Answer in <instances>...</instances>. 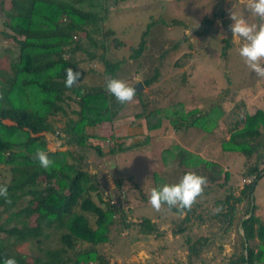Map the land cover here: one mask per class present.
<instances>
[{"label": "trees", "instance_id": "16d2710c", "mask_svg": "<svg viewBox=\"0 0 264 264\" xmlns=\"http://www.w3.org/2000/svg\"><path fill=\"white\" fill-rule=\"evenodd\" d=\"M122 1L125 0H0L3 27L0 29V56H8V67H0V166L8 167L10 172L9 183L5 184L10 202L0 197V264L5 257H14L17 264H104L95 247L108 240L110 226L115 216L122 213L123 203L119 196L111 200L101 195V183L96 175L84 169L82 153L69 149L63 153L49 151L45 134L60 137L55 133V124L64 118L65 126L60 131L67 137L66 143L84 151L86 141L94 139L85 132L86 127L114 123L127 104L119 103L106 91V78H117L121 61L110 58L109 41L114 33L105 30L104 23L111 10ZM206 21L210 25V20L206 18ZM151 25L152 22L137 46L131 48V58L137 59L145 50V37ZM119 47L121 43L116 44V48ZM97 49L100 52H96ZM87 63L101 66L100 70L89 67L87 72L100 74L104 78L102 84L89 83L84 78L81 66ZM67 68L81 73L72 88L64 84ZM157 80L158 73L142 84L149 87ZM135 96L142 107L136 117L145 118L149 132L161 126L162 118L169 119L175 131L192 127L212 131L205 126V117L211 112L202 115L192 110L187 114L168 115L165 108H148L141 92H136ZM223 96L226 98L227 94ZM71 103L80 107L78 112L71 111L77 116L75 120L67 113ZM5 120L12 124H5ZM241 123L242 127L238 128ZM234 126L235 129L229 130L230 137L221 141L222 151L244 155L249 164L242 176L247 180L252 177L243 184L238 197L229 194L232 187L227 183V171L181 148L173 150L172 166L176 165L177 178L171 184L178 183L187 172L207 178L203 194L186 213L212 199L220 209L227 206L224 216L230 219L234 205L246 200L248 207L244 217L249 212L250 216L239 221L243 232L240 236L242 252L229 262L262 264L264 221L255 215L254 204L251 208V197L264 174V168L261 169L264 109L247 113ZM89 147L98 157L104 156L99 143ZM38 149L47 151L54 161L49 169L42 168L34 159ZM109 153L113 155L117 150L110 149ZM171 154L172 151L166 150L163 156L166 162ZM119 184L121 180L117 181ZM163 184L159 181L153 188ZM171 211L180 215L176 208ZM148 228L147 232L155 229L152 225ZM180 229L175 233H181ZM53 233L59 234V246L55 248L49 246ZM201 241L198 239L197 243ZM20 244L33 252L30 262L26 252L15 249L14 246ZM41 244H45L41 252H34ZM80 246L83 249H79Z\"/></svg>", "mask_w": 264, "mask_h": 264}, {"label": "rangeland", "instance_id": "374dc122", "mask_svg": "<svg viewBox=\"0 0 264 264\" xmlns=\"http://www.w3.org/2000/svg\"><path fill=\"white\" fill-rule=\"evenodd\" d=\"M230 10L244 16L250 24L259 22L245 9L242 0H125L111 10L104 23V29L114 33L109 41L110 58L121 61L117 79L134 87L158 73L156 82L139 91L148 108H165L168 115L192 110L202 115L211 112L205 117V126L212 128L211 132L201 127L175 131L167 118L161 119L157 130L149 132L145 118L136 117L142 107L135 96L114 123L86 127L85 132L94 139L86 141L84 151L66 143L67 137L60 131L65 126L64 118L55 124V133L60 137L45 134L49 151L63 153L69 149L82 153L84 169L96 175L101 183V195L111 200L119 196L123 203L122 213L115 216L110 226L108 240L95 247L104 264H230L231 257L242 252L239 221L248 207L246 200L234 205L230 219L224 216L227 206L220 209L212 199L183 215L164 205L157 212L149 203L155 184L159 181L171 184L177 178L176 165L172 166L175 148L227 171V183L232 187L229 194L234 198L240 195L243 184L252 179L242 176L249 164L246 157L223 152L221 147V141L230 137L229 130L235 129L236 121L257 108L264 109V78L256 76L240 57L238 50L243 41L232 38ZM151 22L145 50L137 59L131 58V48L137 46ZM119 43L122 47L116 48ZM7 57V54L0 56L1 68L8 67ZM87 64L81 66L84 78L102 84L104 78L100 74L87 72L89 67L100 70L101 66ZM72 110L80 111L79 105L71 103L67 108L68 116L75 120L77 116L71 114ZM4 123L12 124L8 120ZM241 127L242 123L238 125ZM261 135L264 137V127ZM96 143L102 147V158L89 147ZM110 149H116L117 153L110 154ZM166 150L172 151L168 162L163 158ZM9 180L8 167L0 166V185L8 184ZM118 180L122 185H117ZM252 197L255 215L264 221V174ZM151 225L155 229L147 232ZM178 228H182L181 233H175ZM58 235L52 234L51 248L59 246ZM198 239H202L200 244ZM44 246L38 245L34 252L40 253ZM14 247L26 252L28 262L31 261L33 252L27 246Z\"/></svg>", "mask_w": 264, "mask_h": 264}, {"label": "clouds", "instance_id": "9594fccd", "mask_svg": "<svg viewBox=\"0 0 264 264\" xmlns=\"http://www.w3.org/2000/svg\"><path fill=\"white\" fill-rule=\"evenodd\" d=\"M242 2L245 9L257 17L259 22L250 24L244 16H238L230 10L229 19L232 23L229 25V30L234 41H243L238 51L245 64L256 76L264 78V64L261 63L264 60V0H242ZM65 71V87L72 88L78 83L81 73L74 72L72 68H67ZM106 91L114 96L119 103L132 102L136 95V88L117 78H106ZM34 159L44 169H49L54 164L44 149H38L34 154ZM207 182L206 177L195 172H187L178 183L152 188L149 203L157 212L163 205H166L169 210L176 208L183 215L186 210H191L197 197L203 194ZM0 197H4L6 202H10L7 199V185H0ZM3 264H17V261L14 257H5Z\"/></svg>", "mask_w": 264, "mask_h": 264}, {"label": "water", "instance_id": "95a60500", "mask_svg": "<svg viewBox=\"0 0 264 264\" xmlns=\"http://www.w3.org/2000/svg\"><path fill=\"white\" fill-rule=\"evenodd\" d=\"M134 88H136V92H138V91L142 90V89L144 88V86H143L142 83H139L137 86H134ZM252 198H253V197H251V201H252V203H251V208H252V206H253V200H252ZM248 216H250V212H249ZM248 216H247V217H248ZM247 217H246V218H247ZM242 236H243V233H242Z\"/></svg>", "mask_w": 264, "mask_h": 264}, {"label": "crops", "instance_id": "0c3cea01", "mask_svg": "<svg viewBox=\"0 0 264 264\" xmlns=\"http://www.w3.org/2000/svg\"><path fill=\"white\" fill-rule=\"evenodd\" d=\"M89 83H91V82H89Z\"/></svg>", "mask_w": 264, "mask_h": 264}]
</instances>
